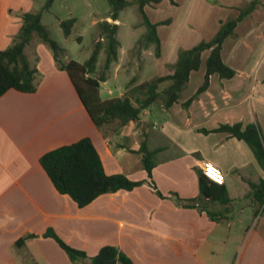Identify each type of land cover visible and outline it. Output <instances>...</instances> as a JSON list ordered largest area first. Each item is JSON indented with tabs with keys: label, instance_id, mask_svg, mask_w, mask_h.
<instances>
[{
	"label": "crops",
	"instance_id": "crops-1",
	"mask_svg": "<svg viewBox=\"0 0 264 264\" xmlns=\"http://www.w3.org/2000/svg\"><path fill=\"white\" fill-rule=\"evenodd\" d=\"M173 1L144 7L148 19L157 24L160 44L159 56L153 44L139 56L141 67L154 56L150 78L171 73L180 49L210 40L221 22L237 16L238 7L251 0ZM40 8L35 0H0V50L17 34L19 13ZM105 19L116 23L118 32L119 15L115 21L107 15ZM138 25L144 34L142 21ZM120 46L115 83H107L109 75L100 82L103 99L123 95L135 74L133 64L125 65ZM25 54L39 71L37 89L29 93L11 88L0 96V264H72L53 238L43 236L48 228L88 256L112 245L135 264H231V253L238 247V264H264V195L258 188L264 169L244 140L215 130L257 123L264 138V0L222 43V59L235 71L231 78L211 74L207 89L187 107L182 105L203 81L209 54L204 50L179 100L167 108L152 103L142 112L140 119L149 123L145 141L155 151L152 180L164 197L145 181L78 207L55 189L39 158L85 136L92 140L107 174L147 180L141 154L135 152L139 130L127 124L106 135L91 121L68 73L57 67L38 36H32ZM204 161L221 170L223 184L206 182L208 196L199 204L178 205L170 194L183 199L199 196ZM29 234L35 236L16 244Z\"/></svg>",
	"mask_w": 264,
	"mask_h": 264
},
{
	"label": "trees",
	"instance_id": "trees-1",
	"mask_svg": "<svg viewBox=\"0 0 264 264\" xmlns=\"http://www.w3.org/2000/svg\"><path fill=\"white\" fill-rule=\"evenodd\" d=\"M162 0H134L138 11L142 16V24L145 33L137 41V50L140 51L154 45L155 56H159V38L157 35V24L152 23L145 11V5H154ZM174 3L173 0H170ZM54 0H46L42 7L35 12H20L21 26L11 43L0 50V96L8 89H16L21 92H34L39 81V71L35 63H32L25 54V47L29 44L33 35H36L49 48L56 65L65 70L79 96L81 103L87 111L94 125L102 130V126L113 121H118L119 126H126L134 122L140 129L139 148L137 153L141 154L142 167L146 172L147 180L134 181L123 173L107 174L103 167L101 157L88 137H82L75 142L64 144L45 152L39 158L40 165L45 170L55 189L68 195L78 207H83L104 193L115 192L119 189L131 190L147 181L153 190L160 196L164 195L157 189L152 180V169L155 166V151L148 149L146 144V132L144 128L149 126L148 122L141 120L142 112L152 103L159 99L163 107L167 108L177 102L181 92L185 88L189 75L197 70L201 64V53L209 50L205 59V73L202 83L193 95L185 100L182 105L187 107L192 100L205 91L209 84L211 74H218L221 78H231L235 71L226 65L221 56V48L224 39L233 34L237 23L250 14L257 7L259 0H251L246 6L238 7V15L234 18L221 22L216 34L208 41H201L189 49H180L177 61L171 73L154 76L139 84L132 85L131 79L127 83L126 91L121 96L103 99L99 94L100 82L107 79L106 71L111 63L117 60L119 41L117 35V24H111L107 20L100 21L98 26L101 37L105 40V59L98 77L91 76L96 71V64L101 45L95 44L90 56L84 62L70 59L61 62L59 57L63 55V49L50 37L41 16L44 11L50 10ZM109 4L108 16L111 20L118 19L121 10L126 8L129 0H107ZM75 18H67L59 22L63 34L69 35ZM37 57H35V61ZM167 85L160 89V85ZM215 130L227 131L238 139L244 140L251 150L260 166L264 169V138L257 123H249L242 127L240 123L233 125H221ZM200 194L198 197L183 199L172 193L175 202L184 207H192L199 204L202 197L208 196L203 185L210 182L200 171L199 176ZM253 186V185H252ZM264 195V179L258 184ZM34 234L26 235L17 240V245H22L27 238ZM43 236L53 238L59 247L67 254L72 264H95L100 260L115 258L117 264H135L123 251L112 245L102 246L93 256H88L85 251L72 247L66 243L52 228H48Z\"/></svg>",
	"mask_w": 264,
	"mask_h": 264
},
{
	"label": "rangeland",
	"instance_id": "rangeland-1",
	"mask_svg": "<svg viewBox=\"0 0 264 264\" xmlns=\"http://www.w3.org/2000/svg\"><path fill=\"white\" fill-rule=\"evenodd\" d=\"M35 1L38 8H40V6L46 0ZM129 1L130 4L119 13L120 26L117 35L121 45V56L127 57L125 59V65H127V63L134 65L133 69L135 74L131 73L130 76L133 77L132 81L134 83L132 85H136L144 80L150 79V77L154 75V56H150L152 59L147 58L143 63V67H141L139 58V56H141V50H137V41L143 35L142 31L144 30V27L138 25L142 21V16L138 11L136 3L134 0ZM108 13L109 4L107 0H55L52 3L50 10L46 12L44 11L42 13V23L47 28L50 37L53 38L63 49L64 53L59 57L61 62H66L70 59L76 60L78 62H84L90 56L95 44L99 43L101 45V49L98 53L96 71L91 75L98 77L106 56L104 48L105 40H103L101 37V30L98 26L100 21H98L96 24L93 22L99 19L106 20L105 18L106 15L108 16ZM176 13L174 12V14ZM71 17L75 18L76 20L73 24V27L71 28L70 34L65 36L58 24V20H64ZM115 67V62L111 63L109 69L106 71V74L109 75L107 83L110 85L114 84L116 81L114 78V73L116 71ZM124 78H127V76H124ZM166 85L167 83L164 82L159 88L162 89V87H165ZM102 96L105 97L106 94L102 93ZM157 102L160 103L161 101L157 99L153 103V106H155ZM128 125H132L133 127L137 128L134 122ZM120 127L121 126H119L118 121H113L103 125L102 131L106 135L111 136L113 132H115L117 128ZM138 130L137 137L140 140V129ZM240 251L241 247L233 250L230 257L231 264H238Z\"/></svg>",
	"mask_w": 264,
	"mask_h": 264
},
{
	"label": "built area",
	"instance_id": "built-area-1",
	"mask_svg": "<svg viewBox=\"0 0 264 264\" xmlns=\"http://www.w3.org/2000/svg\"><path fill=\"white\" fill-rule=\"evenodd\" d=\"M201 172L211 182L219 185L223 184L224 182L223 173L211 162L204 161L201 166Z\"/></svg>",
	"mask_w": 264,
	"mask_h": 264
},
{
	"label": "water",
	"instance_id": "water-1",
	"mask_svg": "<svg viewBox=\"0 0 264 264\" xmlns=\"http://www.w3.org/2000/svg\"><path fill=\"white\" fill-rule=\"evenodd\" d=\"M95 264H117V260L115 258L110 260H100L96 262Z\"/></svg>",
	"mask_w": 264,
	"mask_h": 264
}]
</instances>
